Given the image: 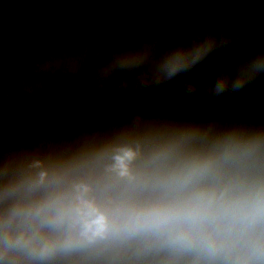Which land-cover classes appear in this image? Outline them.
Returning a JSON list of instances; mask_svg holds the SVG:
<instances>
[{"label": "water", "instance_id": "95a60500", "mask_svg": "<svg viewBox=\"0 0 264 264\" xmlns=\"http://www.w3.org/2000/svg\"><path fill=\"white\" fill-rule=\"evenodd\" d=\"M229 143L254 147L223 180L264 169V0H0V231L62 194L73 242L44 264H182L131 214L180 155Z\"/></svg>", "mask_w": 264, "mask_h": 264}, {"label": "clouds", "instance_id": "9594fccd", "mask_svg": "<svg viewBox=\"0 0 264 264\" xmlns=\"http://www.w3.org/2000/svg\"><path fill=\"white\" fill-rule=\"evenodd\" d=\"M209 47L201 43L171 51L156 67L157 77L173 76ZM224 85L218 81L216 90ZM252 147L229 143L180 155L166 171L162 195L131 214L132 227L187 254L182 264H264V169L257 164L251 174L222 179L227 158ZM62 199L58 194L26 210L24 226L16 231L9 227L11 218H5L0 264H44L73 242L69 233L56 230L65 219L56 207Z\"/></svg>", "mask_w": 264, "mask_h": 264}]
</instances>
